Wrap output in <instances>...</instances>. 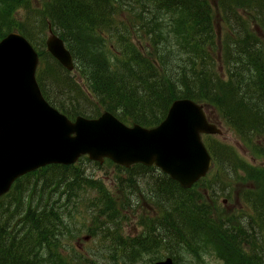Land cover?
<instances>
[{
  "label": "trees",
  "instance_id": "1",
  "mask_svg": "<svg viewBox=\"0 0 264 264\" xmlns=\"http://www.w3.org/2000/svg\"><path fill=\"white\" fill-rule=\"evenodd\" d=\"M29 2L0 0V38L14 29L32 43L41 94L66 117L107 111L124 124L155 127L174 100L186 98L207 116L217 112L239 140L264 143V0H48L39 11ZM49 27L70 50L80 85L44 52ZM211 138L204 145L213 187L204 179L184 191L154 167L105 160L123 174L111 192L86 177L83 163L100 166L86 157L25 174L0 198V264L154 263L167 256L177 264L210 253V245L226 264H264V170ZM243 170L256 181L248 186L253 193L242 195L253 214L237 226L224 220L219 199L242 182ZM139 185L147 206L136 197ZM197 187L206 194L195 195ZM83 206L89 222L80 224L75 214ZM84 233L95 242L94 261L74 246Z\"/></svg>",
  "mask_w": 264,
  "mask_h": 264
},
{
  "label": "water",
  "instance_id": "2",
  "mask_svg": "<svg viewBox=\"0 0 264 264\" xmlns=\"http://www.w3.org/2000/svg\"><path fill=\"white\" fill-rule=\"evenodd\" d=\"M46 49L67 70L72 59L62 41L49 36ZM37 54L20 34L0 41V197L24 174L49 164H74L81 156L124 168L154 166L188 189L212 164L201 135L220 134L193 101H174L159 126L123 125L114 115L70 121L40 94L35 80ZM154 264H173L170 258Z\"/></svg>",
  "mask_w": 264,
  "mask_h": 264
},
{
  "label": "rangeland",
  "instance_id": "3",
  "mask_svg": "<svg viewBox=\"0 0 264 264\" xmlns=\"http://www.w3.org/2000/svg\"><path fill=\"white\" fill-rule=\"evenodd\" d=\"M29 4H31V6L36 9V10H40V8H42V4L40 3V1L37 0H29ZM24 12L25 10L23 8L19 9L17 11V19H21L23 20L22 17H24ZM128 15H122L121 20H124L123 17H127ZM125 21V20H124ZM216 32L219 34L220 32H222L221 30V26L219 25H215L214 26ZM13 32H15V30L13 29ZM219 61V59H218ZM215 64H217V60L214 62ZM76 66V65H75ZM78 69V67H77ZM75 69L74 73L70 75V78H74L75 82H78V84L80 85L79 82V70ZM221 72V70L219 71ZM208 116H210V120L213 122V124L215 126H217L220 129V133L221 135H217L216 137H212V141L225 145L227 147H230L232 149V151L234 152V154L238 157V159L240 161H242L246 166L251 167L253 169V167L255 168H259L261 170H264V143H260L258 141H256L255 139H252L251 142H247L244 141L242 139H238L235 136V133L233 132V130L230 128L229 125H226V123L224 121L221 120V118L218 116L217 112L215 111H211L208 113ZM83 168H85V173H86V177H95L99 180L102 181L103 186L111 192H114V189L117 185L116 183V179L118 176L123 177V174H120L119 172H117V169L114 168L113 166L106 164L104 162L103 165L101 166H95V165H90L88 163H83L82 165ZM213 167V166H212ZM210 173H216L213 168L209 171V176L206 178L205 184L209 183L210 187H213L214 182H217V179H215L214 177H211ZM237 176L238 177H242V182H239V184H235V186H233L232 184L230 185V192L225 193L227 194V197H225L224 195L220 196L219 202L220 205H222V207H220L221 209V213L223 214V218L225 221H230L231 224L233 225H237L239 223H242L245 218H247L248 216L252 215L253 212H251V209L247 206L246 202L244 201L242 195L243 193L246 192V190H249L250 193H253V191L251 189H249V187H252L253 183H256L255 180H250L249 178H247V175L245 174L244 170L243 171H237ZM223 182L224 184L229 183L231 181V179H229L225 174L223 177ZM249 186V187H248ZM112 189V190H111ZM142 185H139V187L137 188L136 191V197L140 202L141 199V205L145 203H142V199H143V194H142ZM196 191V192H194ZM193 193L196 194H206L205 190H201L200 187H197L196 190H194ZM91 195V194H90ZM89 196V193L88 195ZM143 206V205H142ZM142 206H141V211L140 213H142V215L145 217V214L143 213L142 210ZM147 206V205H145ZM82 209L78 210V213L75 214V217L77 219V222H79L80 224L85 222L88 223L89 219H87V214L85 212L86 207H81ZM130 217V213L129 216ZM143 217H141L142 219ZM130 223V222H129ZM127 223V225L129 224ZM138 231L140 232L141 230L138 229ZM87 234H81L78 238V240L74 241V246L79 249L80 253H83L85 255V253L87 254V258L91 261L95 260V250L94 249V241L93 239H90L89 241H82V239L84 238V236H86ZM211 250V251H210ZM247 250V248H246ZM244 250V251H246ZM208 251V250H207ZM210 253H206L204 252L202 254V256H200L199 259H196L195 257H192L191 260H188V258H186V262H183V260H179V262L177 264H226L225 261L223 259H221V254L217 253V251L210 245V249H209ZM159 259V260H163ZM128 264L129 261H127ZM105 264H121L118 263V261H114L111 259L107 260V263ZM131 264H151V262L146 261L145 262V258L142 257V259H139V257L133 261ZM175 264V262H174Z\"/></svg>",
  "mask_w": 264,
  "mask_h": 264
}]
</instances>
